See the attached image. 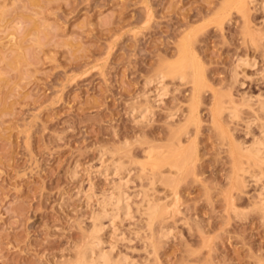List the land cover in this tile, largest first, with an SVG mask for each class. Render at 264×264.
Instances as JSON below:
<instances>
[{"label": "rangeland", "instance_id": "1", "mask_svg": "<svg viewBox=\"0 0 264 264\" xmlns=\"http://www.w3.org/2000/svg\"><path fill=\"white\" fill-rule=\"evenodd\" d=\"M226 1L0 0V264H74L121 190L127 212L109 205L97 235L114 259L264 264V160L247 149L264 138V0ZM184 39L197 91L172 70Z\"/></svg>", "mask_w": 264, "mask_h": 264}, {"label": "bare ground", "instance_id": "2", "mask_svg": "<svg viewBox=\"0 0 264 264\" xmlns=\"http://www.w3.org/2000/svg\"><path fill=\"white\" fill-rule=\"evenodd\" d=\"M248 1H250V0H248ZM249 4V3H248ZM224 5V4H223ZM246 5H247V0H227L226 1V3H225V5H224V8H223V10L225 11V12H227L228 10H230L231 8H233V9H235L234 7H236V9H239V10H241V11H246ZM250 8V7H249ZM222 10V11H223ZM221 12V11H220ZM220 14V13H219ZM226 14V13H225ZM228 14V13H227ZM241 14V13H240ZM242 15V14H241ZM224 16V15H223ZM225 17V16H224ZM249 19H250V17H249ZM250 22V21H249ZM223 23V22H222ZM219 25H221V24H219ZM191 31V30H190ZM188 33H190V32H188ZM188 35V34H187ZM181 43V48H179L180 50H179V57H178V60H179V62H177L178 64H176V65H172L173 67H172V70L174 71V73L175 72H178V73H180L181 72V74L180 75H177L178 76V78H185L186 77V75L184 76V73L185 72H183L184 71V69H189V71L192 73V74H190L189 73V71L187 72L188 74H190V76L192 75L193 76V80H194V83H195V87L193 86V89L195 90V88H196V91H197V89H199V81H200V68H199V63L197 62V60H196V58L197 57H195L194 56V54H193V52H192V48H191V41L189 40V39H184V41H183V43L182 42H180ZM194 51V50H193ZM198 56V55H197ZM199 60V59H198ZM238 61H240V60H238ZM200 62V61H199ZM239 63V62H238ZM174 64V63H173ZM244 65V64H243ZM238 66H239V64H238ZM201 68L203 69V67L201 66ZM191 69V70H190ZM172 71V72H173ZM204 71V70H203ZM203 71H202V73H203ZM204 74V73H203ZM236 75V74H235ZM201 76H202V74H201ZM189 77V76H188ZM163 78H164V76L163 75H161V74H158V76H157V81H158V83H160V85H163V86H161V90H162V88H163V90L165 89V87H164V84H163ZM203 78V77H202ZM235 78V77H234ZM154 80V79H153ZM179 80V79H178ZM205 80V79H204ZM162 83V84H161ZM194 83H193V85H194ZM201 83H203V82H201ZM147 84V83H146ZM155 84V83H154ZM159 85V86H160ZM147 86V85H146ZM156 86H158V85H156ZM158 86V88H159V94H161V93H163V90L161 91L160 90V87ZM201 86H202V84H201ZM157 88V89H158ZM201 88V87H200ZM193 89H192V92H193ZM167 90V89H166ZM165 90V91H166ZM155 91V90H154ZM169 91V90H168ZM200 91V90H199ZM158 93V92H157ZM165 94H166V92H164ZM194 93H195V91H194ZM198 94H199V92H198ZM156 96V95H155ZM159 96V95H158ZM157 96V97H158ZM194 96L196 97V93L194 94ZM245 96H247L246 94H245ZM160 97H162V95H160L158 98H160ZM193 97V96H192ZM194 97V98H195ZM229 98H230V95H229ZM231 99V98H230ZM156 100H159V99H157L156 97H155V101ZM161 100V99H160ZM192 100H194V99H192ZM195 100H196V98H195ZM199 100V99H198ZM246 100V99H245ZM249 100V99H248ZM259 100H260V98H259ZM154 101V100H153ZM157 102V101H156ZM195 103H197V101H194ZM155 103V102H154ZM229 103H235V102H233V98H232V100H231V102H229ZM198 105V104H197ZM193 107V106H192ZM196 107H198V106H196ZM262 107V106H261ZM264 107V106H263ZM147 108V107H146ZM259 108V107H258ZM137 109V108H136ZM135 109V110H136ZM141 109V108H140ZM140 109H138V110H136L137 112L138 111H140ZM263 109V108H262ZM134 109H132V111L134 112L135 111ZM144 110H147V109H145V108H143V110L140 112V119H141V117L143 116V114L144 113H146V111H144ZM191 110H192V108H191ZM197 110H198V108H197ZM196 110V112H198ZM259 110V109H258ZM264 110V109H263ZM148 111V110H147ZM192 112V111H191ZM148 113V112H147ZM232 113H233V111H231V115H232ZM133 114V113H132ZM139 114V113H138ZM190 114V113H189ZM193 114V113H192ZM235 114V113H234ZM233 114V115H234ZM264 114V113H263ZM137 115V114H136ZM142 115V116H141ZM145 116H147L146 114H144ZM195 115H196V113H195ZM197 115H199V114H197ZM139 116V115H138ZM230 116V115H229ZM235 116V115H234ZM262 116H264V115H262ZM137 117V116H136ZM192 117H193V115H192ZM142 118H146V117H142ZM195 118H198V117H195ZM194 118V119H195ZM137 119H138V117H137ZM190 119V118H189ZM192 121H193V119H191ZM191 122V121H190ZM197 122H198V120H197ZM219 122H220V120H219ZM218 122V123H219ZM195 123V122H194ZM224 129H226V128H224ZM228 130V129H227ZM224 131V132H228V131ZM230 132V131H229ZM228 132V133H229ZM227 133V134H228ZM263 133V132H262ZM226 134V133H225ZM264 134V133H263ZM231 135V134H230ZM229 135V136H230ZM232 136V135H231ZM263 136V135H262ZM262 136H260V137H262ZM264 137V136H263ZM258 139H259V141H255V142H253V143H255V144H253L254 146H253V148H251L250 149V147H251V145L247 148V149H249V151L248 152H250L252 155L251 156H253L254 157V159H256V161L258 160V161H261V160H264V138H262V139H260L259 137H258ZM234 140V139H233ZM235 141V140H234ZM233 142V141H232ZM240 144H242V143H240ZM235 145V144H234ZM237 145H238V143H237ZM236 145V146H237ZM239 146V145H238ZM244 146V145H243ZM242 145H241V149H240V147L238 148V149H240L241 151H245L246 150V147H245V149H243L244 147H243ZM247 146V145H246ZM178 154H179V158L180 157H183L184 158V165L187 163L188 164V162L186 161V159L187 160H189L191 157H193L194 155H192V156H190V154H188L185 150H183V149H180L179 150V152H178ZM234 154V153H233ZM245 154H248V153H245ZM113 161V160H112ZM157 160H154V162H156ZM160 161V160H159ZM182 161V160H181ZM180 161V162H181ZM191 161V159L189 160V162ZM258 161L257 162H254V164L256 163L259 167H260V164L258 163ZM242 163V162H241ZM153 164V163H152ZM156 164V163H155ZM181 164H182V162H181ZM109 165V164H108ZM113 165H114V161H113ZM116 165V164H115ZM157 165H159L160 166V164L157 162ZM179 167H181L182 168V166L181 165H178ZM187 166V165H186ZM261 166H262V164H261ZM108 167V166H107ZM115 167V166H114ZM151 167H152V165H151ZM156 167H158V166H156ZM156 167H155V169H156ZM179 167H177V168H179ZM185 167V166H184ZM188 167V166H187ZM242 166H240L239 168H241ZM111 168L113 169V166H111L109 169L111 170ZM181 168H179V169H181ZM263 168V167H262ZM101 169V168H100ZM109 169H107V170H109ZM124 169V168H123ZM154 169V168H153ZM179 169H177V171L179 170ZM186 169V168H185ZM89 170V169H88ZM102 170H106V168L105 169H102ZM102 170H100V172L102 171ZM106 170V171H107ZM114 170H116L117 171V169H114ZM114 170H111V173H112V171H114ZM239 170V169H238ZM241 170V169H240ZM240 170H239V172H238V174L240 173ZM261 170V169H260ZM77 171V170H76ZM96 171V170H95ZM103 171V172H104ZM116 171H114V172H116ZM180 171V170H179ZM178 171V172H179ZM242 171H243V169H242ZM94 172V171H93ZM183 172V171H182ZM181 172V173H182ZM76 173V172H75ZM89 173V172H88ZM96 173V172H95ZM102 173V172H101ZM108 173V172H107ZM110 173V174H111ZM120 173V172H119ZM123 173V172H122ZM180 173V172H179ZM242 173V172H241ZM117 174H118V172H117ZM238 174H237V176H238ZM74 176V175H73ZM103 176H105V174L103 173ZM111 176V175H110ZM115 176V175H114ZM120 176V175H119ZM256 176V175H255ZM91 177V176H90ZM239 177V176H238ZM238 177H235L234 178V180H235V182H234V184L238 181V186L240 185V186H244L243 184H244V182H245V184H246V182L247 181H242L241 180V178L243 179V174H242V176H241V178L239 177V180H236ZM91 179V178H90ZM111 179H112V177H111ZM113 181V180H112ZM241 181L243 182V184L241 183ZM111 182V181H110ZM118 182V181H117ZM121 181H119V183H120ZM122 189L124 188V187H126L125 185V183L126 182H123L122 181ZM91 184H93L92 182H91ZM112 184V183H111ZM125 184V185H124ZM90 185V184H89ZM119 185V184H118ZM118 185H116V189H117V187H118V191H120V185L118 186ZM237 185V184H236ZM235 185V186H236ZM92 186V185H91ZM124 186V187H123ZM91 188H93V187H90V189ZM113 188V187H112ZM114 188V189H115ZM240 188H243V187H238V189H240ZM237 189V190H238ZM88 190V189H87ZM86 190V191H87ZM94 191V190H93ZM83 192V191H82ZM114 192V191H113ZM85 193H87V192H85ZM91 193V192H90ZM146 193V192H145ZM262 193V192H261ZM88 194H89V192H88ZM93 194V196L94 195H96L95 194V192H93L92 193ZM103 194V193H102ZM106 194V193H105ZM105 194H103V195H105ZM115 194V193H114ZM84 195V194H83ZM99 195H100V193H99ZM110 195L111 194H109L108 196V198L107 197H105V196H102L101 198H102V200L101 199H99L98 200V202H99V207H101V209H102V212H103V214L101 213V212H99L100 214L98 215V216H96V217H92L93 218V221H92V228H91V232H90V237H91V241L89 240V242H91V244H89V245H87L86 246V249L84 250H82L81 252H80V254H79V256L77 257V260H76V262L74 263V264H125L122 260V258H113L112 257V255H110V253L112 254V252L110 251V253H109V250H105V251H103L104 249H102L103 247L100 245L101 244V240H102V238L100 239V241H99V236H97L98 234H100V232L103 230L102 229V222H101V220H103L102 218H104L103 216H105L106 218L108 217L106 214L108 213V211L106 212V208L110 205V207H111V209L112 210H116L115 211V213H119L120 212V210L122 211L123 210V208L125 209V205H127V204H125L126 202H129L126 198V195H125V193H123V190H121L120 192H119V194H117V195H114L115 197H116V199H114L113 197L114 196H111L110 197ZM260 195H262V194H260ZM86 196V195H85ZM97 196V195H96ZM96 196H95V198H96ZM107 196V195H106ZM259 196V195H258ZM87 198L86 199H90V196L89 195H87L86 196ZM91 197H92V195H91ZM104 197L106 198V200L104 199ZM126 197V198H125ZM145 197H147L146 195H145ZM144 197V198H145ZM94 198V197H93ZM93 198H91V199H93ZM94 198V199H95ZM97 198H98V196H97ZM100 198V197H99ZM89 200L90 202L92 201V200ZM154 199V198H153ZM87 200V201H88ZM144 200H146V198L144 199ZM143 200V201H144ZM126 201V202H125ZM152 201V200H151ZM150 201V199L147 201V203H146V211H144V213H146V216L149 218L148 219V221L149 220H151V222H149V224L150 225H152V220H154L157 216V214H159L158 212H160L161 213V209L159 210V204H155V203H158L157 201H153V202H155L154 204H153V202H151ZM97 202V203H98ZM88 203V202H87ZM141 203H143V202H141ZM260 203V202H259ZM140 204V203H139ZM264 204V203H263ZM262 204V205H263ZM92 205V204H91ZM159 205V206H158ZM128 206V205H127ZM142 206H143V204H142ZM92 207V206H91ZM161 207V206H160ZM143 208V207H142ZM100 209V210H101ZM93 210V209H92ZM91 210V211H92ZM99 211V210H98ZM110 211V210H109ZM113 211V212H114ZM125 211H126V209H125ZM125 211H124V213H125ZM97 212V211H96ZM127 212V211H126ZM109 214V213H108ZM113 214V213H112ZM127 214V213H126ZM95 215H97V214H95ZM117 217H118V215L117 214H115ZM110 216V215H109ZM112 216H114V215H112ZM112 218V217H111ZM91 226V225H90ZM89 228V227H88ZM104 228V227H103ZM102 229V230H101ZM162 232V234H163V231H161ZM167 234V233H166ZM163 235H165V232H164V234ZM169 235V234H168ZM101 236V235H100ZM99 237V238H98ZM93 239V240H92ZM104 242V241H103ZM103 244V243H102ZM95 248H97L98 249V252L97 253H94V251L96 250ZM95 249V250H94ZM112 250V249H111ZM122 259V260H121ZM125 260V259H124Z\"/></svg>", "mask_w": 264, "mask_h": 264}]
</instances>
